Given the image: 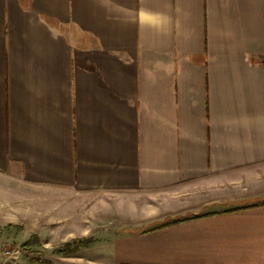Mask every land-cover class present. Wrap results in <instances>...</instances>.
<instances>
[{"label": "crops", "instance_id": "1", "mask_svg": "<svg viewBox=\"0 0 264 264\" xmlns=\"http://www.w3.org/2000/svg\"><path fill=\"white\" fill-rule=\"evenodd\" d=\"M0 230L264 264V0H0Z\"/></svg>", "mask_w": 264, "mask_h": 264}, {"label": "rangeland", "instance_id": "2", "mask_svg": "<svg viewBox=\"0 0 264 264\" xmlns=\"http://www.w3.org/2000/svg\"><path fill=\"white\" fill-rule=\"evenodd\" d=\"M29 200L31 199L30 196L33 197L34 199V192H29L28 194ZM36 216L35 213H29L28 219H34ZM1 232V230H0ZM29 229H28V234H29ZM10 236V235H9ZM36 236L34 233H31L29 235L28 240L32 237ZM91 240V243L93 242V238H86ZM84 240V239H82ZM27 241V240H26ZM25 242V241H24ZM24 242L20 243V241L16 240H5V239H0V260H2L5 264H19V262H23V264H47L46 261H50L49 258L52 257V250L55 249V246L57 247V243L47 245V249H43V247L40 245V241L36 242L35 238H32L30 244L28 246H24ZM70 244V248H74L75 250L71 253H75L78 249V245L82 246L78 243V241L68 243ZM90 244V243H89ZM88 244V245H89ZM61 249L65 246L60 245ZM57 250V249H55ZM54 250V251H55ZM67 253V254H71ZM61 255V254H60ZM65 255V254H62ZM58 260V258H56ZM65 261H61L64 264H68L65 259H61ZM51 262V261H50ZM52 264V262H51Z\"/></svg>", "mask_w": 264, "mask_h": 264}, {"label": "trees", "instance_id": "3", "mask_svg": "<svg viewBox=\"0 0 264 264\" xmlns=\"http://www.w3.org/2000/svg\"><path fill=\"white\" fill-rule=\"evenodd\" d=\"M178 220H173L172 222H177ZM169 223H162V224H160V226L159 227H163V226H165V225H168ZM32 238H35L36 239V242H38L39 240L37 239V237L36 236H32L29 240H27V241H25L24 242V246H28L29 244H30V242H31V240H32ZM78 243L80 244V245H88L89 243H91V240H89V239H84V240H78ZM75 249L74 248H70V244H65V246L62 248V249H57V250H55V253H57V254H67V253H71V252H73ZM47 262V264H51V262L50 261H46Z\"/></svg>", "mask_w": 264, "mask_h": 264}]
</instances>
